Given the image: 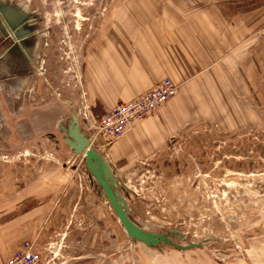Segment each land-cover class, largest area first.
<instances>
[{"label": "rangeland", "instance_id": "rangeland-1", "mask_svg": "<svg viewBox=\"0 0 264 264\" xmlns=\"http://www.w3.org/2000/svg\"><path fill=\"white\" fill-rule=\"evenodd\" d=\"M13 1L37 16L39 34L23 88L0 76V264L24 242L38 264H264V0ZM166 50L197 72L115 98L134 66ZM164 80L175 97L107 147L101 118ZM70 106L128 187L132 219L201 248L149 249L128 237L64 142ZM163 108L177 111L161 126L165 141L154 126L131 138ZM121 143L118 167L111 152Z\"/></svg>", "mask_w": 264, "mask_h": 264}, {"label": "water", "instance_id": "water-1", "mask_svg": "<svg viewBox=\"0 0 264 264\" xmlns=\"http://www.w3.org/2000/svg\"><path fill=\"white\" fill-rule=\"evenodd\" d=\"M3 15L11 28L9 30L14 32L11 42H15V46L9 50L4 48L6 50L2 53V60L0 61V76L8 79L9 86L20 90L29 76V70L37 50L35 45L37 34L35 28L27 33L30 44L26 48V43L23 42V26L22 23L19 25L21 21L19 22L17 18L22 16L23 21H28L33 17L37 20V17L32 14H23L14 7H9L8 13L3 10ZM60 130L65 136L64 142L72 154L84 155L85 165L92 178L101 188L120 224L133 242L144 244L149 249L169 246L180 252L201 248L202 243H189L187 246L174 243L173 237L185 238L184 234L177 231L161 234L151 232L139 226L132 219L127 196L128 187L120 181L119 175L107 155L91 146L89 134L83 129L80 115L74 113L71 106L69 120L67 124L60 127Z\"/></svg>", "mask_w": 264, "mask_h": 264}, {"label": "built area", "instance_id": "built-area-1", "mask_svg": "<svg viewBox=\"0 0 264 264\" xmlns=\"http://www.w3.org/2000/svg\"><path fill=\"white\" fill-rule=\"evenodd\" d=\"M177 88L170 80H164L155 88L138 98L116 106L103 116L98 124L99 137L107 147L120 140L134 125L147 117L156 115L160 108L175 97ZM92 146V141L90 139ZM34 244L24 242L21 248L10 258L7 264H38Z\"/></svg>", "mask_w": 264, "mask_h": 264}, {"label": "crops", "instance_id": "crops-1", "mask_svg": "<svg viewBox=\"0 0 264 264\" xmlns=\"http://www.w3.org/2000/svg\"><path fill=\"white\" fill-rule=\"evenodd\" d=\"M156 56L158 59L161 57L159 54H156ZM163 57L165 58L160 59V61L155 60L153 61V63H151L152 61H149L150 64L149 65L145 64L144 67L140 68V70L138 67L136 68L134 66L133 69H131V71L128 74L129 84L127 85V89L123 90L121 94L116 95L115 98L132 99L144 93L152 86H154V84L160 82L165 78H174L177 82H185L188 81L187 78L189 77V75L195 74L197 72V68H195V65L194 66L190 65L191 68H188L187 65H182V62H175L173 59V51L166 50ZM168 110L169 108H163L159 117L138 124L135 128V132H134L135 134L131 138L133 137H135L136 139L146 138L148 135L141 133L142 130H144V128L146 127L149 128L150 126H154L153 128H157L158 131H160V132L157 131L158 132L157 137L159 141L160 140L165 141L166 136L161 126H163V124H167V125L170 124L167 116H171L172 119L173 117L175 118V115L177 114V111L175 110L167 115ZM128 141L129 138L126 142ZM122 146H124L122 143L114 146L111 152V155L112 157H114L115 163L118 165V167L121 164L119 165V163L117 162L118 159L117 154L118 152H120V150H122ZM130 146L133 147L131 144ZM125 148L127 149V147ZM127 150L125 151L123 150V151L127 153L126 158H130V154L133 153V150L132 149L128 151ZM115 156L117 157V159ZM9 258L10 257L8 256L6 258H3L1 264H7Z\"/></svg>", "mask_w": 264, "mask_h": 264}, {"label": "flooded vegetation", "instance_id": "flooded-vegetation-1", "mask_svg": "<svg viewBox=\"0 0 264 264\" xmlns=\"http://www.w3.org/2000/svg\"><path fill=\"white\" fill-rule=\"evenodd\" d=\"M9 7H14L17 8L20 12L27 13V14H32L34 16H36L35 14L31 13L30 11H27L26 9H28L26 6L22 5L20 2H14L13 0H0V61L2 60V53L6 50V49H13V47L15 46V42H11V40L13 39V35L14 32L13 30H9L11 29L8 21L5 19L4 15H3V10H5L8 13V8ZM37 17V16H36ZM17 20L20 22L19 25H21L22 23V30H23V42L25 41L26 43V48H28L30 42L28 41L29 39H27V33L31 30V29H36V36L38 39V31H37V20L36 18L33 17V19H29L28 21H23L22 16H19L17 18ZM36 20V21H35ZM25 39V40H24ZM37 39L35 41H37ZM6 47V49H4ZM185 235V234H184Z\"/></svg>", "mask_w": 264, "mask_h": 264}, {"label": "bare ground", "instance_id": "bare-ground-1", "mask_svg": "<svg viewBox=\"0 0 264 264\" xmlns=\"http://www.w3.org/2000/svg\"><path fill=\"white\" fill-rule=\"evenodd\" d=\"M78 17H80V19L82 20V21H85L86 19L83 17V16H81V15H79ZM80 24V23H79ZM80 29V28H79ZM83 157H84V155H82Z\"/></svg>", "mask_w": 264, "mask_h": 264}]
</instances>
